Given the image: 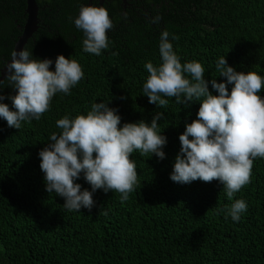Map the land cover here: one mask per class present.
Returning <instances> with one entry per match:
<instances>
[{
    "label": "trees",
    "instance_id": "obj_1",
    "mask_svg": "<svg viewBox=\"0 0 264 264\" xmlns=\"http://www.w3.org/2000/svg\"><path fill=\"white\" fill-rule=\"evenodd\" d=\"M82 2L69 0V11L59 19L50 4L56 11L51 21L69 28V38L57 39L50 54L52 71L56 57L63 55L78 61L83 79L69 95L57 93L39 120L22 121L18 130L0 118V264H264V158L254 160L250 183L232 200L218 180L173 182L179 135L197 118L200 104L186 107L174 97H162L169 104L161 108L143 93L145 63H161L163 30L170 33L182 64L196 60L203 65L213 95L218 93L212 79L226 83L216 71L223 56L235 71L264 77V0H165L159 7L146 0L143 16L121 18L119 27L111 18L109 47L99 56L83 51V32L73 22ZM1 6L10 12L2 20L5 27L13 19L22 25L24 0H0ZM157 16L159 22L153 23ZM231 88L227 84L229 93ZM3 95L0 103L12 109L7 97L15 91ZM259 95L264 98V88ZM101 101L117 110L120 126L150 123L157 112L164 113L157 122L166 137L165 158L134 151L130 158L139 183L127 201L121 203L115 191L97 189L91 210L68 211L64 198L46 191L38 153L53 132L59 133L58 119L86 115ZM75 182L91 191L83 173ZM237 199L247 204L238 222L227 214Z\"/></svg>",
    "mask_w": 264,
    "mask_h": 264
},
{
    "label": "clouds",
    "instance_id": "obj_2",
    "mask_svg": "<svg viewBox=\"0 0 264 264\" xmlns=\"http://www.w3.org/2000/svg\"><path fill=\"white\" fill-rule=\"evenodd\" d=\"M159 20L157 16L152 22ZM73 22L83 32L84 52L99 56L108 49L107 33L114 25L106 7L82 5ZM169 36L167 30L160 33L159 66L150 61L144 65L148 76L143 93L149 103L161 108L169 104L162 97H174L176 103L186 107L192 102L200 104L197 118L187 123L179 135L180 150L170 179L180 184L218 180L228 200H232L250 183L254 160L264 158V98L259 95L264 77L253 71H235L223 56L217 61L216 71L226 77V83L212 79V89L218 93L213 95L209 81L204 79L203 65L196 60L182 64ZM10 55L5 80L15 89V95L7 97L14 110L0 103V118L10 128L18 130L22 121L39 120L57 93L69 95L84 77L78 61L63 55L56 57L54 71L49 70L51 60L33 58L27 48L14 49ZM227 84L232 85L230 93ZM5 98L0 94V101ZM163 117L164 113L157 112L150 123L140 120L120 126L117 110L101 101L93 103L86 115L58 119L59 133L53 132L38 153L46 191L64 198V208L76 212L81 207L91 210L97 189L115 191L120 194L121 203L127 201L139 183L135 161L130 158L134 151L165 158L162 149L166 137L161 135L157 122ZM81 173L91 191L81 190L75 182ZM246 210V202L237 199L227 208V214L238 222Z\"/></svg>",
    "mask_w": 264,
    "mask_h": 264
},
{
    "label": "flooded vegetation",
    "instance_id": "obj_3",
    "mask_svg": "<svg viewBox=\"0 0 264 264\" xmlns=\"http://www.w3.org/2000/svg\"><path fill=\"white\" fill-rule=\"evenodd\" d=\"M74 3H78L81 0H73ZM157 2V7L162 3L166 4L165 0H153ZM164 1V2H163ZM41 2V6L38 7V3ZM37 6L36 12V28L32 32L31 36L25 41L21 49L27 48L32 52L33 58L37 59H49L52 61L50 69L52 71L53 67V58L50 52L53 50V45L57 39L69 38V28L67 30L59 22H52V15H56L55 12H59L56 16L57 19L64 18L67 12L69 11V0H35ZM50 4L56 7V11L51 9ZM151 4V3H150ZM87 5L95 6H104L107 8L110 19L114 17L117 20V26H120L118 20H124L126 18H133L139 13L142 14L146 11L144 6L146 5V0H102L101 5L94 0H84L78 7ZM0 11L4 13L3 17L0 18V71L3 68V65L7 62L11 56L13 46L17 40L19 34L22 31V25H18L15 22V19L12 20V25L10 27H5L2 24V20L7 16V13H10L5 10L4 7H0ZM12 12V11H11ZM127 13V17H124V13ZM63 14V15H62ZM144 14H142L143 16ZM137 18V17H136ZM147 19V17H145ZM23 24V23H22ZM20 49V50H21ZM4 77L0 80V94H10L15 91L14 88L9 86V82L5 80Z\"/></svg>",
    "mask_w": 264,
    "mask_h": 264
},
{
    "label": "water",
    "instance_id": "obj_4",
    "mask_svg": "<svg viewBox=\"0 0 264 264\" xmlns=\"http://www.w3.org/2000/svg\"><path fill=\"white\" fill-rule=\"evenodd\" d=\"M95 2H98L99 5H101L102 0H94ZM121 1V0H120ZM24 21L22 24V31L19 34L17 40L14 43L13 50L19 51L22 47V45L25 43V41L31 36L32 32L36 28V12H37V6L35 4V0H24ZM11 56L7 60V62L4 64L3 68L0 71V80H2L4 77L8 75L6 64L10 63Z\"/></svg>",
    "mask_w": 264,
    "mask_h": 264
}]
</instances>
